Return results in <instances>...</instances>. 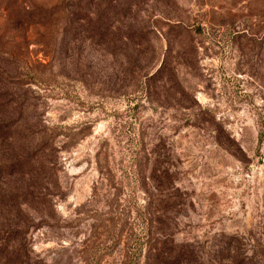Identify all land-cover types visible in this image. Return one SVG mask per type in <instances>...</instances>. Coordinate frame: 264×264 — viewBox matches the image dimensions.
Wrapping results in <instances>:
<instances>
[{"label": "rangeland", "instance_id": "rangeland-1", "mask_svg": "<svg viewBox=\"0 0 264 264\" xmlns=\"http://www.w3.org/2000/svg\"><path fill=\"white\" fill-rule=\"evenodd\" d=\"M0 264H264V0H0Z\"/></svg>", "mask_w": 264, "mask_h": 264}]
</instances>
